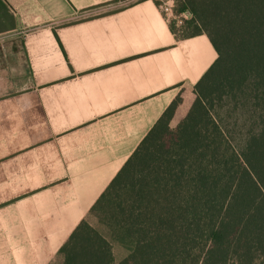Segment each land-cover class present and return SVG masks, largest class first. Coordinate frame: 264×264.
<instances>
[{"label": "crops", "instance_id": "crops-1", "mask_svg": "<svg viewBox=\"0 0 264 264\" xmlns=\"http://www.w3.org/2000/svg\"><path fill=\"white\" fill-rule=\"evenodd\" d=\"M159 5L0 0L14 38L0 51V264H63L81 222L102 232L91 208L215 61L207 37L173 33Z\"/></svg>", "mask_w": 264, "mask_h": 264}, {"label": "trees", "instance_id": "trees-1", "mask_svg": "<svg viewBox=\"0 0 264 264\" xmlns=\"http://www.w3.org/2000/svg\"><path fill=\"white\" fill-rule=\"evenodd\" d=\"M172 11L189 19L171 31L205 35L217 57L91 212L128 251L118 264H264V0H173ZM59 252L63 264H114L85 222Z\"/></svg>", "mask_w": 264, "mask_h": 264}, {"label": "rangeland", "instance_id": "rangeland-1", "mask_svg": "<svg viewBox=\"0 0 264 264\" xmlns=\"http://www.w3.org/2000/svg\"><path fill=\"white\" fill-rule=\"evenodd\" d=\"M187 19H189V15L186 14V13L181 14V15H178V16L177 15H175V16L173 15L170 18V23H172V24L174 23L175 24V27L178 28L181 25L180 21L181 20H187ZM11 26H12V21L7 16V14L3 10V8L0 7V51L1 52H2V50H4L3 47H5L6 45H8L14 39L12 37L13 36V33H11L10 31H8V32H1V31H4V30L10 28ZM17 40H18V42L20 41V39H17ZM181 108L182 107H180V109ZM176 124H177V120L174 119L173 121L170 122V127L173 129L176 126ZM93 215L95 216L96 214H93ZM99 224H100V226L103 229L102 232H100L99 234H101L107 241H109L110 244H113L114 242L111 241L110 233H109L108 229L104 225H102L100 222H99Z\"/></svg>", "mask_w": 264, "mask_h": 264}, {"label": "built area", "instance_id": "built-area-1", "mask_svg": "<svg viewBox=\"0 0 264 264\" xmlns=\"http://www.w3.org/2000/svg\"><path fill=\"white\" fill-rule=\"evenodd\" d=\"M160 2L159 9L162 12V14L165 16L166 19L169 20L170 17H172V4L171 0H158Z\"/></svg>", "mask_w": 264, "mask_h": 264}]
</instances>
